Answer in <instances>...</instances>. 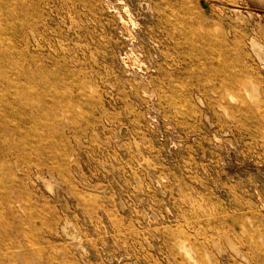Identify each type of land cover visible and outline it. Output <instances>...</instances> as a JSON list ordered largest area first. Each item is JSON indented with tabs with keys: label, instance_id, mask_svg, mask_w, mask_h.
<instances>
[{
	"label": "rangeland",
	"instance_id": "rangeland-1",
	"mask_svg": "<svg viewBox=\"0 0 264 264\" xmlns=\"http://www.w3.org/2000/svg\"><path fill=\"white\" fill-rule=\"evenodd\" d=\"M0 264H264V0H0Z\"/></svg>",
	"mask_w": 264,
	"mask_h": 264
},
{
	"label": "bare ground",
	"instance_id": "bare-ground-1",
	"mask_svg": "<svg viewBox=\"0 0 264 264\" xmlns=\"http://www.w3.org/2000/svg\"><path fill=\"white\" fill-rule=\"evenodd\" d=\"M167 27V26H166ZM171 31V30H170Z\"/></svg>",
	"mask_w": 264,
	"mask_h": 264
}]
</instances>
